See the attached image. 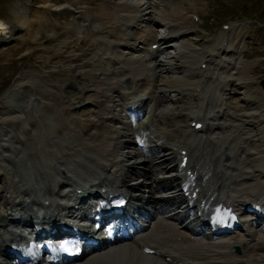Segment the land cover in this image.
I'll list each match as a JSON object with an SVG mask.
<instances>
[{"label": "bare ground", "instance_id": "6f19581e", "mask_svg": "<svg viewBox=\"0 0 264 264\" xmlns=\"http://www.w3.org/2000/svg\"><path fill=\"white\" fill-rule=\"evenodd\" d=\"M99 6L97 14L72 18L65 30L75 38L57 51L85 42V49L69 47L70 61L83 63L54 67L58 83L28 71L1 108L0 264L20 235L10 227L14 214L21 225L51 231L66 228L64 219L110 215L118 197L143 226L131 239L91 248L69 264H264V92L245 73L242 39H234L231 25L207 55L196 57L186 40L200 11L195 2L101 0ZM135 29L139 38L132 40ZM7 33L0 22V39ZM163 72L175 77L163 80ZM179 85L192 97L179 109L184 126L172 109L157 112L164 87ZM236 94L241 105L232 100ZM147 96L153 110L142 121L137 116ZM98 200L104 203L96 208ZM219 211L233 216L220 234ZM69 227L73 234L89 231L80 223ZM17 253L16 264H54L39 251L32 258Z\"/></svg>", "mask_w": 264, "mask_h": 264}, {"label": "rangeland", "instance_id": "374dc122", "mask_svg": "<svg viewBox=\"0 0 264 264\" xmlns=\"http://www.w3.org/2000/svg\"><path fill=\"white\" fill-rule=\"evenodd\" d=\"M100 1L0 0V22L3 23V26L8 31L0 39V117L3 112L2 106L13 99L14 86L24 79L23 76L25 77L29 73L28 71L33 69L36 74L48 76V80L58 83L60 82L58 81V79L60 80L59 75L51 73L54 69L58 70V68L54 67L62 65L63 68L69 67L73 70L74 67H78L79 64L83 63L82 57H78L75 61H70L69 54H72L70 52L72 49L69 47L76 45L78 47L77 50L85 49L87 47L85 42L78 45L74 41L61 48L59 52L57 51L63 46V42H72L75 38V33L67 34L65 30L75 20H72V18L75 16L79 20L84 16V13L90 14V16H92L91 14H97ZM190 2H195V6L200 10L198 17L196 16L197 20L193 18L194 32L186 37L187 42L192 43L193 49L198 52L196 57L198 55L200 57L207 55L223 32L232 25L235 29L233 33L234 39H242V62L246 65L245 73L254 79V89L260 87L264 92L261 85V81L264 80V0H190ZM60 4H64L63 6L67 7L66 10L71 7V12L66 11L65 8H61V11L56 9L55 6ZM184 5L187 6L188 3L185 2ZM181 9H184V7H181ZM79 11H82L83 14L81 12L78 13ZM74 12H76L75 15L73 14ZM80 23L79 21V25L82 24ZM224 24H227L228 27L223 28ZM135 28L138 27L135 26ZM135 32L138 31L134 30L131 36L132 40L139 38V35ZM140 42L138 41L137 45ZM230 43L231 45L236 43L232 36ZM158 54L160 53L158 52ZM88 57L86 56L85 58ZM157 59H162V54L157 56ZM196 60L190 63L191 68H196ZM173 63L176 62L173 61ZM160 65L165 70L169 67L166 62H160ZM84 70L87 69L84 68L82 71ZM89 71L90 69L83 73L88 74ZM62 72L67 73L65 70ZM172 75L173 77L171 78L169 72L162 74L161 77L163 80L173 79L175 74ZM164 89L165 97L163 100L165 102L159 106L157 112H168L172 109L176 113V119L183 121L182 125L184 126L187 116L183 114L184 112L181 113L179 109L184 108V101L190 102L192 97L188 96L187 88L184 85L164 87ZM236 91L240 92L241 90L237 87ZM157 94L158 89H156L155 95ZM192 94L193 92L191 96ZM175 95L178 100L176 102L171 101ZM254 98L262 99L258 93L255 94ZM153 100L152 96L146 97V103L143 107L146 112H142L141 115L139 113L137 118L142 117L143 113L145 117L148 116V113H151ZM232 100L234 103L237 101V104L241 105L237 94L232 96ZM232 104L230 103L231 107H234ZM141 117L139 119L142 121L147 120V118L144 119V116ZM36 127L40 131V128ZM233 252L236 253L234 250ZM4 260L7 262H5L6 264L10 263L8 259L4 258Z\"/></svg>", "mask_w": 264, "mask_h": 264}, {"label": "water", "instance_id": "95a60500", "mask_svg": "<svg viewBox=\"0 0 264 264\" xmlns=\"http://www.w3.org/2000/svg\"><path fill=\"white\" fill-rule=\"evenodd\" d=\"M262 85H263V87H264V81H262Z\"/></svg>", "mask_w": 264, "mask_h": 264}]
</instances>
